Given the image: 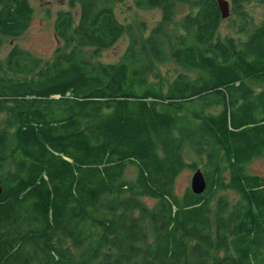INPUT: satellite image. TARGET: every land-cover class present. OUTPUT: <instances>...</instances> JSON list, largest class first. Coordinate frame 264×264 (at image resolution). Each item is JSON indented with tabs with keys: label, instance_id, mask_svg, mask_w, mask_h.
<instances>
[{
	"label": "trees",
	"instance_id": "trees-1",
	"mask_svg": "<svg viewBox=\"0 0 264 264\" xmlns=\"http://www.w3.org/2000/svg\"><path fill=\"white\" fill-rule=\"evenodd\" d=\"M126 1L69 0L50 58L0 57V264H264L248 167L264 157V11L246 9L264 0H230L238 37L218 34V0H132L161 10L147 36L118 19ZM34 16L0 0V52ZM124 34V56L101 60ZM170 59L199 75H162ZM187 168L204 192H177Z\"/></svg>",
	"mask_w": 264,
	"mask_h": 264
},
{
	"label": "rangeland",
	"instance_id": "rangeland-1",
	"mask_svg": "<svg viewBox=\"0 0 264 264\" xmlns=\"http://www.w3.org/2000/svg\"><path fill=\"white\" fill-rule=\"evenodd\" d=\"M35 8L34 20L30 28L20 37H7L6 43L2 47L0 57L4 58L11 48L15 45H19L27 50L33 51L35 54L44 58H50L57 46L59 45L58 38L55 31V19L56 15L61 10H71L69 0H30ZM230 1V0H229ZM246 9L256 18L259 22L263 15V5L257 1H252L246 5ZM74 14L78 16L79 9H73ZM116 15L118 19L124 25H133L135 31L141 36H147L151 31L159 24L161 20V10L159 8L154 9H139L133 5L132 0H127L125 3H120L116 7ZM232 10L230 16L224 19L220 28L219 35L225 37L227 35L237 36V27H235L233 19L231 20ZM233 21V22H232ZM129 44V36L124 34L118 42L111 48L103 50L102 57L100 58L104 62H117L125 54ZM159 71L162 75L174 77L176 71H184L191 77L199 75V71L186 69L176 65L173 60H168L164 64L159 66ZM4 116L0 115V119ZM191 159V158H189ZM192 160L197 161V167H200V159L192 157ZM249 170L252 173L264 175V157H257L249 164ZM196 169L183 170L178 179L176 190L179 194H182L185 189L191 187L192 178ZM134 175V172H131ZM229 195L235 201L238 196L232 191L228 192ZM150 204L154 203V200L149 199ZM216 203V200H215Z\"/></svg>",
	"mask_w": 264,
	"mask_h": 264
},
{
	"label": "water",
	"instance_id": "water-1",
	"mask_svg": "<svg viewBox=\"0 0 264 264\" xmlns=\"http://www.w3.org/2000/svg\"><path fill=\"white\" fill-rule=\"evenodd\" d=\"M220 9L224 19L228 18L231 14V3L229 0H218ZM191 188L196 193H202L207 188V180L203 171L199 168L196 169L191 183ZM2 185L0 184V194L2 193Z\"/></svg>",
	"mask_w": 264,
	"mask_h": 264
},
{
	"label": "flooded vegetation",
	"instance_id": "flooded-vegetation-1",
	"mask_svg": "<svg viewBox=\"0 0 264 264\" xmlns=\"http://www.w3.org/2000/svg\"><path fill=\"white\" fill-rule=\"evenodd\" d=\"M42 258H43V257H40V256H39V257L37 258L36 261H34V262H28V261L26 260V258H23V257H22V260L24 259L23 261L20 260V261H18L17 263H14V264H41V263H42V262H41ZM27 259H28V258H27ZM9 264H12V263H9Z\"/></svg>",
	"mask_w": 264,
	"mask_h": 264
}]
</instances>
